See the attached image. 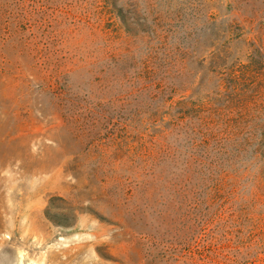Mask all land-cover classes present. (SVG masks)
Segmentation results:
<instances>
[{"label": "rangeland", "instance_id": "374dc122", "mask_svg": "<svg viewBox=\"0 0 264 264\" xmlns=\"http://www.w3.org/2000/svg\"><path fill=\"white\" fill-rule=\"evenodd\" d=\"M105 1L0 0V264H264V50L243 75L264 48V0H128L136 38ZM213 10L215 27L245 32L217 98L234 157L212 177L186 171L194 137L175 134L181 161L161 180L142 111L162 89L216 96Z\"/></svg>", "mask_w": 264, "mask_h": 264}, {"label": "trees", "instance_id": "16d2710c", "mask_svg": "<svg viewBox=\"0 0 264 264\" xmlns=\"http://www.w3.org/2000/svg\"><path fill=\"white\" fill-rule=\"evenodd\" d=\"M127 1L128 0H106L105 3L110 8L111 13L119 18L121 27L125 30V33L136 38L138 37V34L134 33L135 31L132 28V24L137 25V23H135V21H133V23H130L132 17H128V14L131 8L128 7ZM207 2L211 3L213 2V0H207ZM133 6L134 5H132V7ZM195 8L198 9L193 10L192 18H194V21L198 18H203V15L198 12L200 6L195 5ZM134 9L137 10L135 6ZM214 10L213 12L206 13L205 16L208 23L211 22V30L212 32L216 33V35L214 40L210 43L204 58L210 59L208 68L209 74L219 77L220 85L217 89L218 92H215L217 97L215 96L210 98L206 96L198 98L197 101H192L188 98L187 100L183 99L181 101L173 103L171 92L169 93V90L162 89V91L159 93V97H163L165 94H167L165 98L169 99L163 102L161 105H158L157 107L153 105H146L145 110L142 111V114L145 117L143 122L146 125H149V128H147V130L145 131L147 132L149 140H152V142L148 141L147 145L149 144V142H151L149 145H156V152L148 151L144 153L143 158L146 160L145 162L147 164L152 163L150 165L156 167L159 174L158 177L161 180L165 178L166 168L173 167L175 166V164L178 165V163H180L181 161L180 156H178L174 152V149H171L174 145L172 144V142H170V139H172L175 134H186L188 136L190 135L194 137L191 146L193 149H195V152H187L182 154H185L186 157L182 162V164L185 166L186 171H190L193 164L197 163L198 169L202 173L203 177H208L202 170V168H205L208 165L211 167V169L209 170L210 177H212L214 173H217L218 169L222 167V160L230 161V159L234 157V152L229 150L233 138V136L231 135V126L229 127L228 125H225L223 121V112L225 113L227 111V108L219 107L217 98L223 95L222 88H225L226 91L229 90V88L223 86L226 80L224 79V76H229L231 78V83H234V75L236 76L235 70L231 69L230 73L222 71L226 69L227 61L232 55V42L242 37L245 32H243L242 34L237 33V35V28H235V26L232 24L228 26L224 31H222L221 28H217V26L215 27L216 21L219 20V14ZM189 28H193L194 31L189 35L194 33L195 35H197L196 33L198 29L196 25H193V27ZM263 50L264 48L262 46L252 47L251 53L249 55L250 62L243 73L244 76H246V74L248 73L246 71L251 70L256 73L257 70L262 69L261 67L258 68V61H256L255 59L257 57H261ZM229 77H227V80H230ZM140 79H142V77H140ZM151 80L152 79L150 78L144 80V89H149L150 87H152ZM55 94L56 98L59 99H63L65 96V93L62 90L61 92H57ZM153 124L155 127H152ZM153 130H155V135L151 137L149 136V132L153 133ZM262 130L263 138L262 142L260 143V147H264V127ZM251 140V138H245L237 143V146L240 147H238V149H240L238 154L239 161L244 160V154H246V151H248V148L251 145L250 143H252ZM153 172H155V170H153ZM227 175L228 171H225V173L221 174L219 178L222 179L224 176L227 177ZM210 189L214 192L215 190L219 191V186L211 187Z\"/></svg>", "mask_w": 264, "mask_h": 264}]
</instances>
